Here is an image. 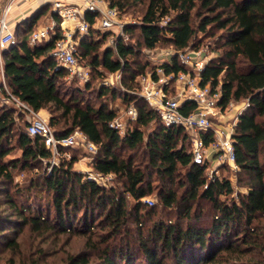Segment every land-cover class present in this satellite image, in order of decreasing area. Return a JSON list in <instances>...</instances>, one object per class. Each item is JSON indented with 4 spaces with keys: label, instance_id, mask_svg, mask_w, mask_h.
Returning <instances> with one entry per match:
<instances>
[{
    "label": "trees",
    "instance_id": "16d2710c",
    "mask_svg": "<svg viewBox=\"0 0 264 264\" xmlns=\"http://www.w3.org/2000/svg\"><path fill=\"white\" fill-rule=\"evenodd\" d=\"M108 1L119 11L144 5L140 20L124 26L131 36L139 30L140 38L131 42L120 36L115 47L99 53L100 41L93 34L100 31L94 27L97 14L87 11L90 29L80 37L78 47L82 55L91 57L94 68L120 71L127 90L136 91L138 76L149 70V63L141 58L144 48L171 44L175 52L161 67L167 74H177L187 71L178 52L199 47L198 31L215 39L217 54L201 71V84L221 88L223 108L231 101H248L233 133L241 167L238 184L244 175L248 190L235 197L230 177L209 180L208 164L193 160L185 128L165 125L144 97L135 92L121 95L117 88L105 86L91 92L96 96L93 100L87 93L90 82L86 89L69 84V69L53 54L60 32L30 43L41 16L35 10L17 23L16 35L17 27H24V35L5 50L9 87L35 111L49 110V123L59 138L82 131L98 147L92 158L94 169L114 175L119 185L99 183L75 169L78 156L64 158L69 146L61 144V163L40 174L41 182L35 178L31 182L48 192L46 204L19 202L6 194L14 218L0 213V243L16 249L18 233L28 225L38 232L86 237L85 247L69 254L63 264H264V0ZM153 75L157 77L156 71ZM117 97L134 101L138 110L134 125L124 133L110 125L117 116L110 100ZM195 109L194 101L181 106L184 114ZM20 115L14 107L1 104L0 98V179L9 183L14 181V169H38L53 157L41 136L27 133ZM204 137L209 143L212 133ZM15 147L21 154L5 159ZM140 151L144 162H139ZM151 195L158 197L162 207L174 210V218L155 220L145 229L156 212L144 200ZM203 200L211 203L210 218ZM246 254L252 256L243 258Z\"/></svg>",
    "mask_w": 264,
    "mask_h": 264
},
{
    "label": "built area",
    "instance_id": "2783aa9c",
    "mask_svg": "<svg viewBox=\"0 0 264 264\" xmlns=\"http://www.w3.org/2000/svg\"><path fill=\"white\" fill-rule=\"evenodd\" d=\"M13 5L8 3L0 9V95L1 104L12 106L19 114H24L28 119L27 133L30 136H41L46 146L52 150L54 157L59 154V145L75 146L83 144L92 154L97 152V145L88 139L80 130H76L68 137L59 138L52 128L49 120L38 114L30 104L15 95L8 83L5 71V50L16 44L17 36L15 27L9 21L10 10ZM54 9L62 18L58 25L57 20L50 24L35 29L30 35V43L36 44L48 40L57 32L61 36L55 42L54 52L59 63L69 69L70 75H79L82 78H88L85 70H81L76 51L80 37L90 29V23L85 17L87 11L97 14L94 27L100 30H108L120 24L119 10L112 7L106 0H84L81 5H67L61 0L54 2ZM77 35V38L75 37ZM190 53H193L190 54ZM185 50L178 52L182 64L190 65L193 69L179 71L177 74H167L160 66L156 71V76L146 74L141 76L143 83L142 97H144L159 112L162 121L167 126H183L191 140V151L193 160L196 163L208 164L212 166L211 172L218 171L221 166H228L233 172L241 170L236 161L233 133L238 118L243 109L248 105V101L243 102L233 120L228 125L215 123L212 119L217 118L222 121L224 111L236 106L235 101H231L226 108L221 105V88L218 86L213 89L207 83L201 84V71L204 69L208 59L201 57V50L191 48V52ZM194 72V74H193ZM175 79L178 88V94L170 97L169 84L171 79ZM186 101H194L196 109L189 114H184L181 106ZM129 119L136 120L138 110L131 105L127 110ZM26 119V120H27ZM110 125L117 128L121 133L125 132L126 124L119 116H116ZM212 133L209 143H206L204 134ZM112 174H103L97 170L91 171L88 177L95 179L99 183L106 184V180ZM216 177H210L209 180H215ZM151 201L150 198L146 199Z\"/></svg>",
    "mask_w": 264,
    "mask_h": 264
},
{
    "label": "rangeland",
    "instance_id": "374dc122",
    "mask_svg": "<svg viewBox=\"0 0 264 264\" xmlns=\"http://www.w3.org/2000/svg\"><path fill=\"white\" fill-rule=\"evenodd\" d=\"M56 0H0V9L5 7L8 3H12L13 5L10 10L9 21L11 25H15V23L20 19L21 10L24 8H33L36 4H40L37 7L38 15H41L36 24L34 25V30L40 27H43L47 24H50L53 20L60 19L62 22V18L60 15L55 11L54 2ZM65 1L64 3L67 5H81L80 3L84 4V0H62ZM72 1V2H68ZM109 2L108 0H106ZM27 3L26 6H23V3ZM28 8V9H29ZM21 9V10H20ZM144 9L143 4L132 5L127 7L124 10L119 11V22L120 24L114 26L108 30H100L98 32H94V39L100 41L99 50L98 52L101 53L107 47H115V40L123 36L125 41L135 42L140 38L139 30H136L132 36L124 31L125 24L130 23H137L140 20V16L142 15ZM58 16V17H57ZM20 22V21H19ZM21 25V24H20ZM16 27V26H15ZM25 29L24 27H17V35L18 37L24 35ZM107 36L105 37V35ZM76 39L77 35H75ZM196 43H199L198 49L201 50V57L204 59L210 60V58L216 56L217 52L215 51V39L211 36H207L201 31H198L196 34ZM195 48V47H194ZM82 49L77 48L76 56L78 58V62L80 64L81 70H85L87 73L88 78H82L79 75H69L68 83L72 84L73 87H80L85 88L86 83L90 82L91 87L87 90L88 96L95 100V94H91L94 90H98L101 87L111 86L117 88L119 93L122 95L129 93L133 94L135 92L139 97H142L143 91V83L141 80V76L137 78V90L131 91L125 88V84L121 82L122 73L120 71L117 72H108L104 67L100 66L98 68H94L91 64V57L82 55ZM175 52L174 47L167 42L159 43L153 49H143V53L141 58L143 61L149 63V70L144 74L148 75L153 73L161 66L165 61L171 59V55ZM185 52L190 53L191 48H187ZM193 55V53H190ZM207 61V62H208ZM181 62V61H180ZM187 69L192 70L193 68L186 64ZM158 72V71H156ZM194 74V72H193ZM175 79H171V83L169 84V92L168 95L170 97H175L178 94V88L181 87L180 85L177 88V83L174 81ZM67 83V84H68ZM131 93H130V92ZM99 98H97L98 100ZM242 103L236 104L233 108L224 111V117L222 121H218L217 118H213L215 123H221L223 125H228L236 115L238 108L242 106ZM110 104L117 109V116L121 118V120L126 124V129L128 127H132L134 125L133 120L129 119L127 110L128 108L133 105L135 106L134 101L128 102L124 101L123 97H117L115 100H110ZM150 104V103H149ZM136 107V106H135ZM38 114L43 116L49 120L50 112L48 109H41ZM20 121L22 123H28V119L25 117L24 114L21 113L19 116ZM27 119V120H26ZM153 126H150L146 131H150ZM65 153L62 154L64 158L70 159L72 154L78 156L77 162L74 164V168L83 172L85 175L91 171H94V167L92 166V158L93 154L86 149L83 144L69 146L64 150ZM21 154V149L18 147L13 148L11 153L5 157L14 158ZM139 162H144L145 155L142 157L143 152L140 151ZM61 156V157H62ZM61 159L58 155L56 157L51 158L50 161L44 160L41 166L37 168H27L21 169L17 168L14 169V181L9 183L5 181V179H0V213L2 215L11 216L14 218V215H11L13 209L9 206L6 201V194H12L19 202H34L35 204L41 202L42 204H46V202L50 199L48 196V192L46 190H42L41 188L32 187V180L33 178L39 180L40 174L44 171L50 173L54 167V165L61 163ZM212 166H210L207 171L206 175L208 179L210 177H230L234 187V196L237 197L238 193H245L248 190V187L245 185L246 177L242 175L243 181L242 184H238L237 176L240 171L233 172L228 166H221L218 171L211 172ZM106 184L108 186L111 185H119L116 177L111 175L109 179L106 180ZM39 182H41L39 180ZM38 187H42L39 183ZM183 189L180 188V191ZM147 198H150L151 201L147 202L151 206L156 207V212L151 215V217L147 220L145 229L149 227L155 220L164 219L169 221L171 218H174V210H169L167 208L162 207L159 202V199L156 195H151ZM28 200V201H27ZM146 200V199H144ZM202 207L206 211V215L208 218L211 217V203L206 200L202 201ZM264 224V219L261 220ZM133 228V221L131 223ZM8 232V230H7ZM135 235V234H134ZM18 242L19 246L16 249L8 248L5 243H0V264H30L34 262V260H40V264H63L64 260L67 256L71 253H76L77 251L83 249L85 247L86 237L82 234H57L53 231L44 230L42 232L35 231L30 228V226H25L21 232L18 233ZM252 256L251 254H246L243 258H249ZM172 264V263H168Z\"/></svg>",
    "mask_w": 264,
    "mask_h": 264
},
{
    "label": "crops",
    "instance_id": "0c3cea01",
    "mask_svg": "<svg viewBox=\"0 0 264 264\" xmlns=\"http://www.w3.org/2000/svg\"><path fill=\"white\" fill-rule=\"evenodd\" d=\"M62 1V0H61ZM73 1H75L76 2V0H73ZM63 2H65V1H63ZM68 2H72V1H68ZM26 2L25 3H23V6H26ZM80 4H83V3H80ZM38 5H40L39 3L38 4H36L35 6H33V8H23L22 10H21V16L22 17H20V19L15 23V25H14V27L17 25V23L19 22V21H21V20H23L24 18H26L27 16H29V15H31L35 10H37V7H38ZM237 104L238 103H240V101H238V102H236ZM243 104V103H242Z\"/></svg>",
    "mask_w": 264,
    "mask_h": 264
}]
</instances>
